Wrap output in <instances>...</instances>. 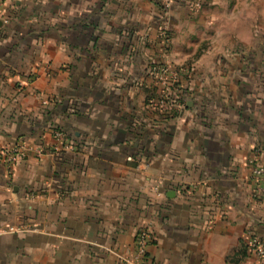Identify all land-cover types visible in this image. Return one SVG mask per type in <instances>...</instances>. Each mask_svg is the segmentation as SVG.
<instances>
[{
    "label": "crops",
    "instance_id": "crops-1",
    "mask_svg": "<svg viewBox=\"0 0 264 264\" xmlns=\"http://www.w3.org/2000/svg\"><path fill=\"white\" fill-rule=\"evenodd\" d=\"M139 1H5L0 152L28 150L10 172L0 153V264H119L144 226L152 264H234L246 231L264 238L248 162L264 163V67L209 70L155 107L150 70L118 50L150 25Z\"/></svg>",
    "mask_w": 264,
    "mask_h": 264
},
{
    "label": "rangeland",
    "instance_id": "rangeland-1",
    "mask_svg": "<svg viewBox=\"0 0 264 264\" xmlns=\"http://www.w3.org/2000/svg\"><path fill=\"white\" fill-rule=\"evenodd\" d=\"M155 1H139L137 18L150 25L132 28L135 37L118 49L133 54L130 68L150 70L140 78L150 104L166 105L169 96L179 100L187 84L207 81L209 70H221V83L223 73L233 83L234 68L264 67V0H180L186 2L174 11L176 0H160V12Z\"/></svg>",
    "mask_w": 264,
    "mask_h": 264
},
{
    "label": "built area",
    "instance_id": "built-area-1",
    "mask_svg": "<svg viewBox=\"0 0 264 264\" xmlns=\"http://www.w3.org/2000/svg\"><path fill=\"white\" fill-rule=\"evenodd\" d=\"M4 7L5 0H0V15L4 12ZM177 101L173 96H169L166 105L173 108ZM54 134L57 140L62 141L66 138L65 133L58 129H55ZM27 150V143L24 140H19L10 148L0 152L3 164L6 166L8 172L12 171L17 163L26 157ZM38 152L42 153V148H38ZM128 160L133 161V158L130 156ZM248 162L251 167V176L256 184L253 190V196L256 199H264V163L261 162L257 154H253ZM9 229L13 230L14 228L10 227ZM154 240L155 234L150 228L145 226L139 228L135 235L133 254L116 253L119 264H152L148 256L147 248ZM243 243L247 247L249 254H253L258 258H264V238L248 230L243 234Z\"/></svg>",
    "mask_w": 264,
    "mask_h": 264
},
{
    "label": "trees",
    "instance_id": "trees-1",
    "mask_svg": "<svg viewBox=\"0 0 264 264\" xmlns=\"http://www.w3.org/2000/svg\"><path fill=\"white\" fill-rule=\"evenodd\" d=\"M55 129H58L60 131H63L65 133V130L61 128V126H56ZM249 256V253L247 251V247L244 243L240 246V249L234 254L232 258V262L234 264H240L242 261H244Z\"/></svg>",
    "mask_w": 264,
    "mask_h": 264
}]
</instances>
